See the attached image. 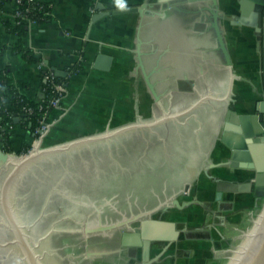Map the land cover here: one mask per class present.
<instances>
[{"label": "crops", "instance_id": "0c3cea01", "mask_svg": "<svg viewBox=\"0 0 264 264\" xmlns=\"http://www.w3.org/2000/svg\"><path fill=\"white\" fill-rule=\"evenodd\" d=\"M42 1L52 4V19L30 27L26 39L28 46L42 56V62L31 63L15 54L11 49L14 37L0 24V37L9 47L4 55H0V70L8 67L13 84L32 100L43 95V68L54 73L55 70L68 72L62 77L68 79L62 111L51 113V118H57V121L46 139L60 138L67 142L107 130L113 120L109 110L111 100L107 95L110 90L116 93L117 107H120L116 112L120 113L122 120L126 96L130 98V93L134 95L142 88L149 91L153 101L152 105L148 104L152 117L160 107L182 108L183 117L193 110L211 108L199 112L200 117L204 115L201 120L194 115H185V129L193 122L199 124L198 129L191 131V139L198 153L205 155L207 166L199 167L195 176L187 179L189 193L186 198H179L181 207L172 205L184 215L187 213L186 217L173 214L163 225V232L169 235L167 238L179 236L173 249L178 251V257L181 252H186L187 264L192 255L198 260L213 257L211 238L215 243L217 236L221 239L234 235L240 238L249 228L248 224L245 229L237 227L238 232H242L239 235L223 236L220 228L202 232L199 241L194 242L198 244L192 246L190 241L197 236H188L186 226L189 220L198 221L199 216H203L196 203L206 208V201L217 199V192L222 191V199H226L235 184L256 181V184L262 182L264 186V144L250 146L245 142V136L225 132L224 128L228 110L236 113V118L230 115L235 122L239 116L258 115L264 108V28L259 31L237 23L236 19L230 20L227 17L240 14L238 0H218V10L225 15L219 23L233 61L230 70L224 63L213 26V0ZM128 8L136 9L126 10ZM98 14L102 16L93 21ZM139 40H142L146 69L152 73L151 80L161 95L159 101L152 95L138 67ZM100 53L112 56L110 70L94 67ZM80 59H84V70L71 74L69 69ZM232 74L234 79L230 91ZM225 91L224 98L221 94ZM175 94L178 97L174 99ZM226 101L227 106L224 104ZM139 104L140 99L134 97L132 114L142 115ZM215 112L217 116L213 114ZM167 114L170 115L169 112ZM142 117L147 119L142 122L159 118ZM203 122L206 123L204 132L200 126ZM16 123L18 126L11 130L10 142L13 150L19 151L23 143L33 142L35 134L20 121ZM201 146L205 151L200 150ZM233 155L246 164L256 163L260 170L249 165L246 168L229 165V162L233 163ZM191 172L194 174L195 170ZM260 200L262 198L259 199L252 191L239 192L235 196V209L220 214L218 218L228 215L226 228L228 231L233 229L234 233L235 226L240 225L245 217L247 221L255 218L261 208ZM176 255L173 264H176ZM152 263L165 262L157 263L155 260Z\"/></svg>", "mask_w": 264, "mask_h": 264}, {"label": "rangeland", "instance_id": "374dc122", "mask_svg": "<svg viewBox=\"0 0 264 264\" xmlns=\"http://www.w3.org/2000/svg\"><path fill=\"white\" fill-rule=\"evenodd\" d=\"M222 93L221 96L225 98L226 91ZM107 95L111 100L110 118L111 120L113 118L107 130H115L124 125L147 120L142 116L152 117L148 104L152 105L153 101L149 91L144 88L135 91L134 95L130 93V98L126 96L123 120L120 113L116 112L120 107H117L115 91L110 90ZM132 95L140 99L142 115H134L130 112L134 98ZM224 104L227 106V101ZM205 109L193 110L185 115H194L202 119L204 115L200 117L199 112L203 113ZM165 112H169L170 115H179L173 120L152 128V131H132L108 141H99L66 154L48 157L24 174L22 179L25 181L19 183L17 186L19 193L17 197L12 196L10 201L8 200L9 204L14 206L16 212L18 211L21 220L32 224L31 233L34 237L40 238L45 235H40L42 228L46 231L53 227L60 230L51 234L48 239L51 243L50 249L55 250L63 264H129V262L130 264H153L155 260L157 263L173 264L174 257L178 254V251L173 248L179 236L173 239L167 238L169 235L163 232V225L173 214L184 215V212L172 207L175 199L186 198L189 193L185 185L188 183L187 176L191 171L189 170L186 176V170L182 165L186 164L188 159L180 158V153L186 152L192 157L199 155L195 153V146L191 139L193 134L191 131L198 129L199 124L196 125L193 122L185 129L186 117L181 115L183 111L179 107L167 109L160 107L153 117L160 118ZM200 126L204 132L206 123L203 122ZM48 135L49 133L42 138L39 147H49L65 142V140H59L60 138L46 139ZM179 136L182 138L180 139ZM200 150L205 151L203 146ZM187 157L189 158L188 155ZM239 163L247 165L243 161ZM175 168L177 170L173 171ZM8 170L9 168L4 164L0 165V193ZM185 179L186 181L182 183ZM255 182L235 184L229 192V197L221 200L212 198L206 201V208L196 203L197 209L203 216H199L198 221L189 220L190 223H187L188 236H197L190 241V244L193 243L192 246L198 244L194 242L199 241L202 232H212L214 228H220L223 236L228 234L232 236L242 233L238 232L237 227L245 229L247 224L250 227L252 221H247L245 217L240 225L237 223L236 232L233 233V229L228 231L226 228L225 222L228 221V215L225 218H218V216L235 209V196L239 192L252 191L259 199L262 198L260 202L263 205V184ZM17 187L14 186L13 190ZM17 203L20 205L17 206ZM24 207H27L25 210L28 213L27 218H23L19 213V209ZM130 214L141 215L129 226L88 235L81 232L85 226L95 227L99 222L110 224L113 221L115 223ZM1 216L5 217L4 222H9L0 200V220ZM147 219L150 221L148 224L150 235L160 239L147 242L148 259H145L144 248L140 244L142 241L138 236H126V242L131 243L128 246L122 245V238L123 231L142 232L143 221ZM1 227L3 225L0 224V244H4L8 242L10 235L1 230ZM10 234L13 235L12 232ZM49 240L44 244L49 245ZM226 240L229 242L226 243ZM240 240L235 235L225 239L217 236V243H215L211 238L213 257L198 260L192 255L189 257L188 264H226L232 254L231 251L236 248ZM4 246H0V264H23L22 256L17 251H13L10 262L3 261L6 253ZM180 255V257L176 255V264H187L184 258L186 252L183 251Z\"/></svg>", "mask_w": 264, "mask_h": 264}, {"label": "water", "instance_id": "95a60500", "mask_svg": "<svg viewBox=\"0 0 264 264\" xmlns=\"http://www.w3.org/2000/svg\"><path fill=\"white\" fill-rule=\"evenodd\" d=\"M239 3V16L227 17L230 20L236 19L235 21L244 26H250L256 28L257 30H261L264 28V0H238ZM213 7L211 8L212 16H213V26L216 30L219 49L221 50L224 63L232 70L233 61L230 55V51L224 39L223 31L221 29L219 20L225 15L221 14L218 10V0H213ZM136 8H128L126 10H135ZM109 13V12H108ZM102 14H98L93 17V21L100 18ZM142 51V40H139L138 48H137V58H138V67L141 68L144 80L149 87L152 95L159 101L161 95L157 91L155 84L151 80V72H148L146 66L144 64ZM113 65V58L110 55H106L103 53L98 54L94 67L100 70H110ZM56 76L65 77L68 75L67 71L64 70H55ZM233 75V74H232ZM234 75L231 78L230 83V91L233 85ZM264 106V104H263ZM178 115V114H177ZM175 116H170L167 113L160 117L155 118L146 122H135L129 125L121 126L115 130H107L106 132L85 136L81 138H77L71 141L63 142L54 146L49 147H39L40 144L26 154H20L17 150L5 151L0 148V165L4 164L7 168H9L8 173L2 182V189L0 193V200L2 209L4 214L7 216L9 222H4L5 217L1 216L0 224L3 225V229L12 230L13 235L8 239V242L4 244H0V246L13 245V251L19 252L22 261L27 262L28 264H32L29 258L25 255V252L21 249L19 244V238L22 235L28 240L30 246L32 247V256L36 258L37 263L39 264H49V259L51 258V252L45 247V241L48 240L51 234L59 232L60 230L55 227L49 229L44 236L37 238L34 237L31 233L32 224H28L25 220H21L18 215V211L12 204H9L10 199L13 196V187L17 186V184L23 178V175L29 171L33 166L43 159H46L51 156H57L60 154H66L71 151L80 149L83 146L91 145L97 143L99 141H108L114 137L122 136L126 133H130L132 131H145L150 130L152 128L163 124L170 118H175ZM230 115L237 117L235 112L228 110V118L225 121V132H234L245 136V142L250 146L254 144H264V108L261 110L260 114H254L252 116H243L238 118V121H235L230 117ZM19 118H15V122H19ZM233 150L235 151V147L233 146ZM243 161L239 159L235 155H233V165H239L241 167L253 166L257 167L259 170V166L256 163H250L244 165L239 163ZM244 162V161H243ZM238 163V164H237ZM246 164V163H245ZM264 191V186H263ZM222 191L217 192L216 198L217 200L222 199ZM9 200V201H8ZM174 204L181 207L178 199L174 200ZM99 212V209L97 210ZM141 214L132 215V216H124V218L118 222L104 224L99 222V224L95 227L85 226L83 227L84 234H93L106 232L110 230H114L116 228H120L122 226H129L131 223L136 221ZM149 220L143 221L142 232H127L123 231L122 245H130L131 243L126 242L125 238L128 235H135L140 238L142 243H140L143 248L144 258H147L148 253V241L160 239L159 237H153L149 233L148 224ZM240 243L233 249L231 252V256L229 257L226 264H264V203L261 206L260 211L257 213L255 218L252 220L251 226L243 232L241 235ZM133 244V243H132ZM17 249V250H16Z\"/></svg>", "mask_w": 264, "mask_h": 264}, {"label": "trees", "instance_id": "16d2710c", "mask_svg": "<svg viewBox=\"0 0 264 264\" xmlns=\"http://www.w3.org/2000/svg\"><path fill=\"white\" fill-rule=\"evenodd\" d=\"M42 9L46 10V4L43 3ZM39 21L47 23L51 21L50 18L42 16ZM6 30L12 35L16 36L15 42L12 44L11 49L15 54L21 55L26 61L31 63H40L43 58L37 54L27 44L28 27L24 23L5 24ZM9 47L3 43L0 37V55H4L6 49ZM84 70V59H80L69 69L71 74H77ZM50 71L49 69L46 70ZM43 70L42 89L43 95L37 100L29 99L22 93L14 84L11 77V71L8 67L0 70V142L5 151H12L10 142L11 130L18 126L15 118L20 119L25 127H30L32 132H35L39 125V119L43 116L52 113L51 100L57 96L53 84L46 80ZM55 81L67 83V78L55 77ZM32 143H23L22 148L18 151L20 154L28 153L31 149ZM141 159V158H140Z\"/></svg>", "mask_w": 264, "mask_h": 264}, {"label": "built area", "instance_id": "2783aa9c", "mask_svg": "<svg viewBox=\"0 0 264 264\" xmlns=\"http://www.w3.org/2000/svg\"><path fill=\"white\" fill-rule=\"evenodd\" d=\"M43 3L46 4V10L42 9ZM42 16L52 19L51 3L42 0H0V24L4 26L6 23H24L29 29L35 25L43 24L39 21ZM13 37L14 40H16V36L13 35ZM43 69L44 72L48 70L45 68ZM55 77L57 76L52 70L45 73L46 80H49L53 84L54 90L57 93V96L51 100L52 112L62 111L63 100L67 93V85L63 82L55 81ZM56 121L57 118H51V114L39 119V125L34 132L35 138L28 152L36 148L42 142V138L50 132Z\"/></svg>", "mask_w": 264, "mask_h": 264}, {"label": "flooded vegetation", "instance_id": "af4514ba", "mask_svg": "<svg viewBox=\"0 0 264 264\" xmlns=\"http://www.w3.org/2000/svg\"><path fill=\"white\" fill-rule=\"evenodd\" d=\"M226 74V73H225ZM233 86V85H232ZM178 96H177V94H175V96H174V99L175 98H177ZM173 99V100H174ZM203 108H206V107H203ZM206 109H211V108H206ZM205 109V110H206ZM220 113H221V110L219 111ZM215 116H217L218 115V113L217 112H215V113H213ZM209 115V114H208ZM209 118H210V121L212 122V114H210V116H209ZM215 118V117H214ZM217 118V117H216ZM213 124V123H212ZM210 125H211V123H210ZM157 127V126H156ZM155 127V128H156ZM209 127V126H208ZM146 131V130H145ZM148 131H150V130H148ZM175 133V135H177L178 136V134L176 133V132H174ZM180 137V139L182 138V136H179ZM140 138H142V137H140ZM139 139V138H138ZM208 142H210L209 140H208ZM195 153L196 154H199L198 153V150L197 149H195ZM185 154V155H184ZM183 155V157H181ZM187 155L189 156V158L187 157ZM164 157V156H163ZM180 158H183L184 160H185V158L186 159H188V162H186V164H181L182 166H183V168L186 170V176H187V172L190 170H195V173L193 174L192 172H190V175L188 174V176H187V178H191V177H194L195 176V174H196V172H197V170L199 169V167L201 168V166H207V161H206V159H205V155L203 156V155H198L197 157H192V155H189V154H187L186 152H181L180 153ZM191 158H192V160H191ZM190 165V166H189ZM229 165H233V163H231V162H229ZM239 165H241V164H239ZM177 167H179V166H177ZM176 171L177 170V168H175V169H173V171ZM23 177H24V175H23ZM22 182H24L25 180H21ZM19 182V183H22V182ZM186 181V179L185 180H182V183H184ZM19 183L17 184V186L19 185ZM16 186V187H17ZM185 187H186V185H185ZM19 193V187H17L16 188V190H13V196H15V197H17V194ZM15 194V195H14ZM19 198V197H18ZM15 199H17V198H15ZM17 202V201H16ZM20 204L19 203H17V206H19ZM208 206V205H207ZM262 206V205H261ZM27 208V207H26ZM26 208L24 207V208H21V210L19 209V213H20V215H22V217L23 218H27V216H28V213L27 212H25V210H26ZM207 208H209V206L207 207ZM24 209V210H23ZM261 209V208H260ZM136 214V213H135ZM128 216H132V214H130V215H128ZM218 216V215H217ZM220 216V215H219ZM119 221V220H118ZM118 221H116V222H118ZM106 222V221H105ZM112 223H114L113 221H112ZM106 224V223H105ZM2 228V227H1ZM201 229V228H200ZM1 230H3V231H5L8 235H10L9 236V238H11L12 237V235L10 234V232H12V230H9V229H1ZM42 231L40 232V235L41 234H45L47 231L46 230H44L43 228L41 229ZM39 231V230H38ZM13 233V232H12ZM39 234V233H38ZM39 235V236H40ZM35 237H37V236H35ZM38 238V237H37ZM49 239H50V237H49ZM48 239V240H49ZM47 240V241H48ZM49 245L47 246V245H45V247L51 252L50 254H52V256H51V258L48 260L49 261V264H63L62 263V261H61V257L55 252V250H51L50 249V247H51V243H50V240H49ZM4 248V250L6 251V253H5V256H4V258L2 259L3 261H9L10 259H12V258H10V256L13 254V245H6V246H4L3 247ZM21 261H22V259H21ZM10 262V261H9ZM15 262V261H14ZM14 264V263H13ZM23 264H25L24 262H23Z\"/></svg>", "mask_w": 264, "mask_h": 264}, {"label": "bare ground", "instance_id": "6f19581e", "mask_svg": "<svg viewBox=\"0 0 264 264\" xmlns=\"http://www.w3.org/2000/svg\"><path fill=\"white\" fill-rule=\"evenodd\" d=\"M20 238H19V244L21 249L25 252V255L29 258L30 262H32V264H39L36 261V258H34L32 255V247L30 246V243L28 242V240L22 235V232L20 231Z\"/></svg>", "mask_w": 264, "mask_h": 264}]
</instances>
